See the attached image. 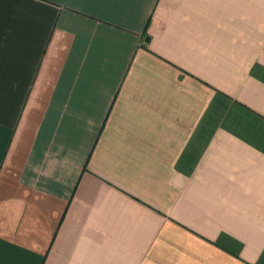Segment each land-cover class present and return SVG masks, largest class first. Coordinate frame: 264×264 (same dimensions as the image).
<instances>
[{"label":"crops","instance_id":"1","mask_svg":"<svg viewBox=\"0 0 264 264\" xmlns=\"http://www.w3.org/2000/svg\"><path fill=\"white\" fill-rule=\"evenodd\" d=\"M0 264H264V0H0Z\"/></svg>","mask_w":264,"mask_h":264},{"label":"water","instance_id":"2","mask_svg":"<svg viewBox=\"0 0 264 264\" xmlns=\"http://www.w3.org/2000/svg\"><path fill=\"white\" fill-rule=\"evenodd\" d=\"M148 39H146V42H147Z\"/></svg>","mask_w":264,"mask_h":264}]
</instances>
